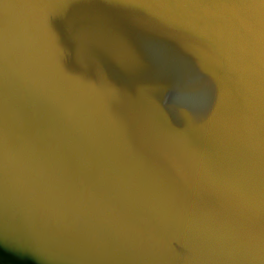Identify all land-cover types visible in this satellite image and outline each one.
Returning <instances> with one entry per match:
<instances>
[{
    "label": "water",
    "instance_id": "water-1",
    "mask_svg": "<svg viewBox=\"0 0 264 264\" xmlns=\"http://www.w3.org/2000/svg\"><path fill=\"white\" fill-rule=\"evenodd\" d=\"M218 2L0 0V34L34 22L45 69L25 79L0 51V264H191L177 227L236 220L242 101L204 41L135 6ZM175 145L205 161L203 184L180 178Z\"/></svg>",
    "mask_w": 264,
    "mask_h": 264
},
{
    "label": "clouds",
    "instance_id": "clouds-1",
    "mask_svg": "<svg viewBox=\"0 0 264 264\" xmlns=\"http://www.w3.org/2000/svg\"><path fill=\"white\" fill-rule=\"evenodd\" d=\"M135 6L154 9L151 15L168 27L204 41L212 50L205 57L220 70L228 100L235 101V92L242 101V116L229 128L237 151L247 160V167L227 187L236 220L213 233L183 227L175 230L190 245L191 264H255L264 258V0L260 4L254 0H222L207 5ZM177 8L199 11H176ZM40 39L38 27L28 20L17 24L11 39L0 34V51L6 59L11 47L14 71L25 79L39 80L45 71L39 57L31 52ZM169 160L182 180L205 182V161L184 146H173ZM19 173L22 177V166Z\"/></svg>",
    "mask_w": 264,
    "mask_h": 264
}]
</instances>
